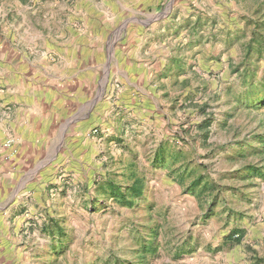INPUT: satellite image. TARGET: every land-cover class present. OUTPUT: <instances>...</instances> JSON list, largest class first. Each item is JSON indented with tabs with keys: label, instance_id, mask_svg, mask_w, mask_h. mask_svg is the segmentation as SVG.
Segmentation results:
<instances>
[{
	"label": "rangeland",
	"instance_id": "1",
	"mask_svg": "<svg viewBox=\"0 0 264 264\" xmlns=\"http://www.w3.org/2000/svg\"><path fill=\"white\" fill-rule=\"evenodd\" d=\"M24 29L110 57L31 129L4 103ZM134 56L150 71L132 104L113 63ZM260 80L264 0H0V264L135 263L153 227L148 264H264ZM134 178L131 205L97 185Z\"/></svg>",
	"mask_w": 264,
	"mask_h": 264
},
{
	"label": "crops",
	"instance_id": "2",
	"mask_svg": "<svg viewBox=\"0 0 264 264\" xmlns=\"http://www.w3.org/2000/svg\"><path fill=\"white\" fill-rule=\"evenodd\" d=\"M53 35L54 37H50L52 44H48L46 40L47 44L40 45V36L45 37L44 32L32 33L24 29L21 35L17 31L12 34V39H16L15 48L20 57L17 60L10 59L12 67L8 76L10 80L6 81L8 94L4 103L12 105V117L16 116L15 119L10 118V125L13 127L16 125L31 129L37 125L38 119L45 116V113L41 114L42 109L51 111L56 100H64L67 103L76 99L77 94H82L81 90L78 91L81 85L86 92L87 85L93 83L100 75V71H96L97 67L101 65L102 73L109 66L110 57L107 55L103 59L100 52L94 53L95 49L89 47L91 42L86 46L85 42L79 44L80 39L75 35H67L61 30ZM51 55L56 56L57 62L50 66L48 57ZM130 61L131 64L129 62L128 65L118 64L117 61L113 64L118 76L125 81L124 90L128 92L134 104L136 94L141 90L135 81L143 78L142 73L146 75L150 71V62L143 63L147 72H142L138 58L134 56ZM85 92L81 95L84 98L82 105L87 103L88 94ZM88 110L90 108L85 109L84 114Z\"/></svg>",
	"mask_w": 264,
	"mask_h": 264
},
{
	"label": "trees",
	"instance_id": "3",
	"mask_svg": "<svg viewBox=\"0 0 264 264\" xmlns=\"http://www.w3.org/2000/svg\"><path fill=\"white\" fill-rule=\"evenodd\" d=\"M258 82H260L258 87L251 91L248 90V92H250L252 96H248L246 99L252 102L251 106H253V104H257L256 106L264 105V82L263 80H260ZM254 84V82L250 83L251 86H253ZM260 142L264 145V138H262ZM198 182L199 179H196L192 185L196 187L198 185ZM97 185L101 189L104 196H108L113 198L114 200H118L124 205L133 204L134 200L140 197L143 193V185L140 178H134L132 183L125 184L124 187H122V185H118L111 179L98 181ZM191 189H193V187ZM156 232V227L149 229V233L147 234L148 237L143 238V241H141L137 253L138 261L134 263L131 261L123 260L121 262L116 261L114 262V264H148L147 254H155L156 252V246L154 245ZM234 232H236L235 229L230 231L229 239L233 237Z\"/></svg>",
	"mask_w": 264,
	"mask_h": 264
}]
</instances>
